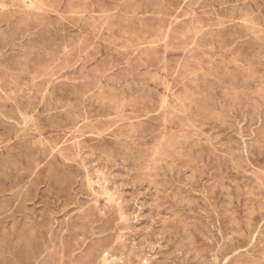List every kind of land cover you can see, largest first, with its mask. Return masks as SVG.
Here are the masks:
<instances>
[{
	"label": "rangeland",
	"instance_id": "374dc122",
	"mask_svg": "<svg viewBox=\"0 0 264 264\" xmlns=\"http://www.w3.org/2000/svg\"><path fill=\"white\" fill-rule=\"evenodd\" d=\"M0 264H264V0H0Z\"/></svg>",
	"mask_w": 264,
	"mask_h": 264
}]
</instances>
